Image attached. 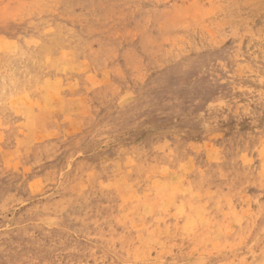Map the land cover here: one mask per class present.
Here are the masks:
<instances>
[{"label":"rangeland","instance_id":"rangeland-1","mask_svg":"<svg viewBox=\"0 0 264 264\" xmlns=\"http://www.w3.org/2000/svg\"><path fill=\"white\" fill-rule=\"evenodd\" d=\"M0 264H264V0H0Z\"/></svg>","mask_w":264,"mask_h":264}]
</instances>
